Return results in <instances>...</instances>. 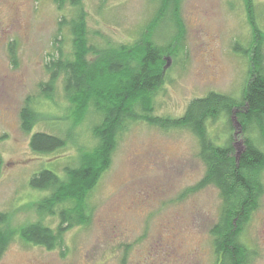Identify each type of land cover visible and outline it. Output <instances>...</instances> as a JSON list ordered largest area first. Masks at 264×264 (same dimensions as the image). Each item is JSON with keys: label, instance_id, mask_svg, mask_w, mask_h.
I'll return each mask as SVG.
<instances>
[{"label": "rangeland", "instance_id": "374dc122", "mask_svg": "<svg viewBox=\"0 0 264 264\" xmlns=\"http://www.w3.org/2000/svg\"><path fill=\"white\" fill-rule=\"evenodd\" d=\"M80 1L88 39L97 45L133 42L159 4V0ZM253 3L264 32V0ZM178 12L181 48L177 56L166 57L154 113L179 116L189 100L209 91L239 98L251 77L250 54L233 50L235 43L247 48L252 41L243 0H180ZM73 14L69 0L61 8L55 0H0V213L7 214L13 233L0 264H214L210 228L220 210L219 191L209 185L184 194L205 170L197 137L187 128L163 130L141 121L120 134L111 165L87 199L89 222L64 233L63 251L19 238L18 228L39 218L35 202L45 194L28 185L33 173L45 167L62 175L65 165L76 163L77 149L94 143L90 129L96 118L90 112L73 129L75 138L65 148L37 154L28 145L31 133L64 135L70 124L64 118L67 102L61 82L51 101L44 99L40 84L48 80L45 63L58 44V31L63 50L70 48L68 28L59 23ZM175 30L163 22L156 41L166 42ZM27 99L38 113L30 132L21 128ZM230 126L228 130L218 121L209 132L218 142L230 133L238 152L243 135L236 119ZM262 216L261 209L243 234L252 245L260 242ZM43 220L52 227L58 222L50 216ZM251 264H264V253Z\"/></svg>", "mask_w": 264, "mask_h": 264}, {"label": "trees", "instance_id": "16d2710c", "mask_svg": "<svg viewBox=\"0 0 264 264\" xmlns=\"http://www.w3.org/2000/svg\"><path fill=\"white\" fill-rule=\"evenodd\" d=\"M61 8L65 0H55ZM252 41L245 48L235 43L233 50L250 54L251 77L239 98L209 91L188 101L179 116L154 113V94L163 82L166 57H175L183 36L179 17L180 0H159L154 15L131 43L92 44L88 39L86 11L80 0H69L74 9L71 18H62L70 34V48L64 51L63 38L58 31L55 51L45 63L48 80L40 84L44 99L51 101L60 81L67 102L64 118L70 124L64 135L36 131L28 141L37 154L63 149L74 140V128L90 112L96 118L91 126L94 143L79 147L76 163L65 165L62 175L52 168H41L30 177L28 185L43 193L36 202L37 220L18 228V236L25 243L47 250L65 247L64 233L88 224L90 209L87 199L109 168L118 138L133 122H145L163 130L189 129L198 140V157L204 164L202 178L186 188L184 194L212 185L219 191L220 210L210 228L215 256L214 264H249L246 248L238 240V233L249 211L256 204L260 183L257 177L264 168V32L254 12L253 0H243ZM176 28L169 40L156 41V30L164 22ZM60 30V28H59ZM9 54L16 65L13 43ZM21 110V128L30 132L38 113L28 104ZM236 119L243 135L239 153L227 133L218 142L209 127L218 121L231 129ZM7 214L0 213V256L12 239ZM44 216L56 217L55 227L46 224Z\"/></svg>", "mask_w": 264, "mask_h": 264}, {"label": "flooded vegetation", "instance_id": "af4514ba", "mask_svg": "<svg viewBox=\"0 0 264 264\" xmlns=\"http://www.w3.org/2000/svg\"><path fill=\"white\" fill-rule=\"evenodd\" d=\"M263 173H264V168L259 170V172L257 174V177H258V180L260 183V188L258 191L256 204L249 211V214H248L247 218L245 219V221H243L241 229L238 233V240L247 250L248 257H249V264H251V261L254 260V258H257L258 256H260L261 254L264 253V216H262L260 218L261 219L260 226H259V230H260L259 234H261L260 242L258 244L252 245L250 243V241H246L243 238V234H244L246 228L249 227L251 222L254 220L255 215L258 214L261 209H262V211H264L263 210V207H264V177H263Z\"/></svg>", "mask_w": 264, "mask_h": 264}, {"label": "water", "instance_id": "95a60500", "mask_svg": "<svg viewBox=\"0 0 264 264\" xmlns=\"http://www.w3.org/2000/svg\"><path fill=\"white\" fill-rule=\"evenodd\" d=\"M240 151H238L237 153H239Z\"/></svg>", "mask_w": 264, "mask_h": 264}]
</instances>
